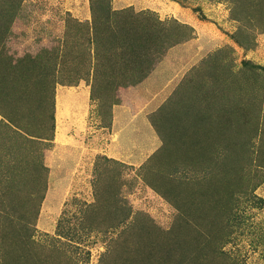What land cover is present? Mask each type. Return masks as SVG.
Segmentation results:
<instances>
[{
  "label": "rangeland",
  "instance_id": "rangeland-1",
  "mask_svg": "<svg viewBox=\"0 0 264 264\" xmlns=\"http://www.w3.org/2000/svg\"><path fill=\"white\" fill-rule=\"evenodd\" d=\"M3 1L13 0H0V61L53 67L37 88L47 108L53 96L55 125L50 141H38L0 112V262L12 264L17 245L37 255L34 264H264V0H15L14 12ZM93 4L161 21L145 77L93 75ZM33 105L22 121L34 132L49 110ZM170 129L179 147L165 139ZM248 149L243 174L235 160ZM188 152L231 168L218 191L245 187L227 221L205 186L217 171L207 175L203 161L187 162L177 203L149 184L157 171L148 161L172 169L166 162ZM21 157L36 167L5 194L6 167ZM196 232L213 242L206 252ZM161 242L169 262L157 258Z\"/></svg>",
  "mask_w": 264,
  "mask_h": 264
},
{
  "label": "trees",
  "instance_id": "trees-1",
  "mask_svg": "<svg viewBox=\"0 0 264 264\" xmlns=\"http://www.w3.org/2000/svg\"><path fill=\"white\" fill-rule=\"evenodd\" d=\"M15 4L16 1H3L2 5L5 7L8 5L7 10L14 12L15 10ZM17 5V4H16ZM97 7V6H96ZM95 5H91L92 9V15H93V22H92V38L90 40V43H92L95 47V62L93 66L91 67L93 69V75L96 74L102 75L103 78H106L110 80V82L115 83L117 81L120 82V79H128L132 78L134 76H138L139 78H143L148 73L149 69H145L146 63L151 59V54L153 50L151 47L154 44L159 45L161 41V35H162V25L161 21L157 19L156 16L153 15L152 12L147 11V14L145 15H139V13L133 12L131 8H125L121 10H116L109 12L107 7L104 6V9H101L100 11L96 9ZM110 9V8H109ZM197 10V9H196ZM12 14V13H11ZM113 14V15H111ZM200 17L203 18L202 14H200ZM113 18V19H111ZM12 18L8 20V22H11ZM111 21V22H110ZM111 24V25H110ZM112 24H114L112 26ZM183 26V25H182ZM174 31V30H173ZM183 31V28H182ZM178 32V30H175V33ZM0 37L4 35L3 32L0 30ZM160 46V45H159ZM155 50V49H154ZM21 60V59H19ZM40 60V59H39ZM108 61V63L104 61ZM36 61V60H35ZM109 61L113 63H109ZM24 60L16 62L15 64L7 63L5 60L0 61V112L5 118L8 120V122H22L19 123V128L22 129V133L29 135V138L33 139L32 136H35L34 139H37L38 141H41V138H44L46 140L52 139V131L54 130V99L53 96L48 102V108L45 105V101L43 98V95H41L40 90L37 88L38 86V80H43L45 76H47V73L53 70V67L51 66H45V64H40V61L36 62L37 65H25L23 64ZM45 72H43V71ZM146 70V71H145ZM7 73V75H12V73H15L14 77L12 79L7 78L4 74ZM122 82V81H121ZM22 101V102H20ZM17 102H20L17 104ZM24 102L26 104L23 108L20 107V105H23ZM30 102H34V105L38 107L41 111L48 109V113L41 112V117L39 121L37 122L39 126H37V129L33 132L30 129V122L29 121H22L23 120V114L26 111V108H28ZM14 104L15 106L12 107L11 105ZM33 105V106H34ZM29 111V110H28ZM47 116V120H45V117ZM7 124V123H5ZM38 128L40 129V133H38ZM51 130L50 136L46 135V131ZM168 132V129L165 130ZM48 132V134H49ZM169 132H175L172 134L165 133V139L170 140V142H174V145L176 147H179V142H176L175 140L181 141L180 138H175L177 136V131H174L170 129ZM21 133V132H19ZM221 141V139H219ZM166 146V145H165ZM193 147L192 143H189L188 147ZM20 153V152H19ZM22 154V153H21ZM169 149L162 150L160 153H158V160L161 158H168L170 155ZM155 158V160H156ZM181 157V160L179 162H166V164L169 165L172 169H165L166 165L160 166L158 163L155 165L152 164V161H148V170L154 169L157 171V176L154 177V179L149 183L154 188L156 187L158 190H160L163 194V196L174 203L178 202V197L181 195V192L178 190V183L182 179L181 175L184 173V170L186 169L187 162H200L203 161L202 164L207 165L204 167V172L210 171L209 174H211L212 171H217L216 179L215 181L211 180L207 182L205 185L206 188L212 186L213 190L210 192L211 196H215L213 198L216 207H218L217 217L219 214H221V217H225V220L227 221L229 216L231 215L230 212L233 209V211H236L237 206H239L238 202L232 201L234 197H237L236 194L241 193V191H246L245 187L238 184L234 181V183L231 182V185H228V188L226 189V186L219 185L220 189L218 191L216 182L219 183L223 180H228L229 178L231 180V176L235 177L234 174L231 173V168L228 167L227 164H224L221 166V168H210L207 161H205V158L199 159L198 155H191V152L186 153V155ZM249 160V149L244 154H240V157L235 160L239 166V171L243 174L247 171L246 170V164ZM156 162V161H155ZM5 163V162H4ZM184 165V166H183ZM34 168L36 167V162L32 161H25L22 159V157L13 163V167H6L8 170V175L6 176V182L4 184L3 192L5 194H13L14 190L17 191V188L14 185V178L18 176L19 172L26 168ZM145 169V168H144ZM146 173V172H145ZM204 174V176L206 175ZM208 175V174H207ZM206 175V176H207ZM230 175V176H229ZM205 176V177H206ZM229 176V178L227 177ZM145 179L148 180V177L144 176ZM238 178L242 179V176L239 175ZM32 180V177L30 178ZM155 188V189H156ZM217 192H214V191ZM206 191V189H205ZM2 202V201H1ZM0 204L2 205L3 202ZM4 209V207L2 206ZM6 210V209H5ZM9 212V211H7ZM127 214L122 216V219L120 221H123L126 218ZM216 217V221H217ZM3 218V216H2ZM4 219V218H3ZM12 221V219H10ZM211 226L218 227L219 223H211ZM14 223H8L6 224L7 229H11V227H14ZM20 227L24 230H26L27 225ZM228 225V224H227ZM19 227V228H20ZM144 229V228H143ZM20 229H18L19 231ZM195 231H198V227H195ZM197 235L202 236L203 233L196 232ZM210 234V233H209ZM212 238L215 239L216 236L214 234H211ZM23 236H21L19 239H21ZM203 239L199 242L200 246L206 252V248L212 244L213 242H210L207 240V236H202ZM17 244H21L18 242H15ZM17 254L15 255L13 259L12 264H34V262L37 259V255L34 253H31L29 251L22 252L23 247L16 245ZM151 249V247H150ZM149 249V250H150ZM154 250V249H151ZM156 251V250H155ZM155 255V252H154ZM202 254L196 255L194 254L192 257L189 255H186V259H189L191 257V260H195L196 258H199ZM154 256L148 255V258H153ZM157 258H161L160 261L165 260L169 262L172 259V253L169 251L167 247L161 242L159 244V249L157 251ZM203 258V256L201 257ZM1 264H8L7 262L4 263L0 262Z\"/></svg>",
  "mask_w": 264,
  "mask_h": 264
},
{
  "label": "bare ground",
  "instance_id": "bare-ground-1",
  "mask_svg": "<svg viewBox=\"0 0 264 264\" xmlns=\"http://www.w3.org/2000/svg\"><path fill=\"white\" fill-rule=\"evenodd\" d=\"M60 116V115H59ZM58 134V133H57Z\"/></svg>",
  "mask_w": 264,
  "mask_h": 264
}]
</instances>
